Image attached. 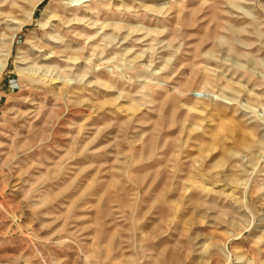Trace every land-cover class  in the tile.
<instances>
[{
	"label": "rangeland",
	"instance_id": "1",
	"mask_svg": "<svg viewBox=\"0 0 264 264\" xmlns=\"http://www.w3.org/2000/svg\"><path fill=\"white\" fill-rule=\"evenodd\" d=\"M3 64L0 264H264V0H0Z\"/></svg>",
	"mask_w": 264,
	"mask_h": 264
},
{
	"label": "bare ground",
	"instance_id": "2",
	"mask_svg": "<svg viewBox=\"0 0 264 264\" xmlns=\"http://www.w3.org/2000/svg\"><path fill=\"white\" fill-rule=\"evenodd\" d=\"M17 32V31H16ZM11 33V32H10ZM13 35H15V33H13ZM233 37V36H232ZM12 38H13V36H12ZM11 41H12V39H11ZM10 41V44L12 43ZM208 46V45H207ZM198 48V47H197ZM200 53V52H199ZM8 55H9V51H8ZM71 55H74V54H71ZM72 57V56H71ZM78 57V56H77ZM73 58H74V56H73ZM75 58H76V56H75ZM77 59V58H76ZM3 68H4V64L3 65H1V67H0V72L3 70ZM134 106V105H133ZM136 106V105H135ZM72 111H74V110H72ZM76 113H78V112H76ZM66 115V114H65ZM171 124H172V122H171ZM170 124V125H171ZM160 126V124L157 122V123H155V125H154V128H153V130H152V132H150V134L148 135V137L146 138V140H145V146H144V156L146 157V159H148L151 155H150V153H154L153 152V150L155 151V148L157 147L156 146V143H157V139H158V127ZM120 130V129H119ZM236 130V129H235ZM170 135H172V133L171 132H169L168 134H167V137H169ZM171 140V139H170ZM158 144V143H157ZM171 145L170 144H167V145H165V144H163L162 146H161V148H160V152H159V154L157 155V157L154 159V160H152L151 158L146 162V165H144L143 167H145V169H148V170H150V169H153V173H152V181H153V183L155 182V186H156V188L158 189V190H161V191H163V190H165V189H167V188H170V186L172 187L174 184H177L178 183V181H179V179H181V177H179V175L177 174L178 173V168L177 167H175V169L174 168H171L172 166H171V163H170V161H171V157L169 158V159H166V156L169 154V152H170V149H169V147H170ZM171 148H172V146H171ZM104 150H105V148H104ZM149 153V154H148ZM158 153V152H157ZM107 154H109V153H107ZM155 157V156H154ZM86 159V158H85ZM103 160V159H102ZM102 164V163H101ZM101 164H99V165H101ZM104 164V163H103ZM108 165L110 166L111 164H109L108 163ZM107 165V170H108V166ZM95 166V165H94ZM92 167V168H98V165H96L95 167ZM83 168H85L84 166H82ZM87 167V166H86ZM88 167H89V164H88ZM106 167V166H105ZM104 167V168H105ZM100 168V167H99ZM112 168V167H111ZM105 169V170H106ZM110 169V168H109ZM96 170V169H95ZM198 170H199V168H198ZM200 171V170H199ZM181 176V175H180ZM196 175H193V176H191V178H190V180L192 181V179L195 177ZM192 183V182H191ZM194 184V183H193ZM202 187V185L201 184H199V187ZM203 190V189H202Z\"/></svg>",
	"mask_w": 264,
	"mask_h": 264
}]
</instances>
